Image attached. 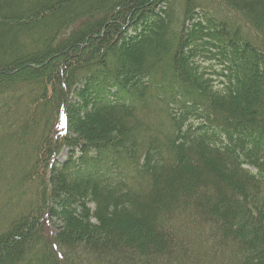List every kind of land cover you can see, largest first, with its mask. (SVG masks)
Wrapping results in <instances>:
<instances>
[{"label":"trees","instance_id":"1","mask_svg":"<svg viewBox=\"0 0 264 264\" xmlns=\"http://www.w3.org/2000/svg\"><path fill=\"white\" fill-rule=\"evenodd\" d=\"M0 264H264V0H0Z\"/></svg>","mask_w":264,"mask_h":264},{"label":"rangeland","instance_id":"2","mask_svg":"<svg viewBox=\"0 0 264 264\" xmlns=\"http://www.w3.org/2000/svg\"><path fill=\"white\" fill-rule=\"evenodd\" d=\"M66 151L65 150H62L61 153H59L57 156H56V159L59 160V161H62L63 160V154L65 153ZM49 226V225H48ZM56 229L54 226H49L46 228H43V234L46 236V234L48 235H51L52 233H55L56 232ZM49 240H44V242H47ZM37 250H39L37 248Z\"/></svg>","mask_w":264,"mask_h":264}]
</instances>
